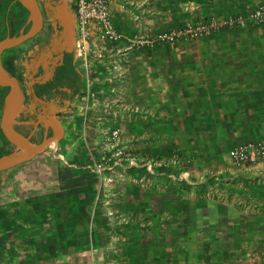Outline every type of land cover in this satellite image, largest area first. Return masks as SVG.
<instances>
[{
	"label": "rangeland",
	"instance_id": "rangeland-1",
	"mask_svg": "<svg viewBox=\"0 0 264 264\" xmlns=\"http://www.w3.org/2000/svg\"><path fill=\"white\" fill-rule=\"evenodd\" d=\"M154 1H164L149 10L158 14L156 19L144 22L137 15L139 24L132 32L120 31L153 35L190 22L219 20L202 36L224 28L245 35L243 48L258 46L264 59V20L223 24L239 15L247 18L264 0H246L249 6L236 10L226 3L221 17L197 15L192 4L197 0ZM175 1L182 4L181 13L169 8ZM197 37L124 53L117 103L90 102L85 108L82 97L76 115L55 126L64 136L0 173V264H69L63 262V250H71L70 264H264V164L262 169H237L226 149L194 151L191 144L183 149L185 139L157 135L155 125L148 136L144 120L127 119L131 59L143 50L152 55L155 49L180 40L189 44ZM260 94L264 107V90ZM6 97L0 90L1 112ZM85 111L87 118H82ZM113 128L118 129L117 143L110 139ZM71 192H78L79 201L69 208V201L55 199L56 210L51 209L54 194L62 198Z\"/></svg>",
	"mask_w": 264,
	"mask_h": 264
},
{
	"label": "crops",
	"instance_id": "crops-1",
	"mask_svg": "<svg viewBox=\"0 0 264 264\" xmlns=\"http://www.w3.org/2000/svg\"><path fill=\"white\" fill-rule=\"evenodd\" d=\"M108 3L117 29L132 32L139 24L137 15L144 22L156 19L158 14L149 10L159 3L163 6L164 1L108 0ZM194 3V11L200 16H224L226 3L231 10L249 6L246 0H197ZM170 5L169 8L182 12L180 2ZM231 33L224 28L192 39L189 44L180 40L174 46L155 49L152 55L150 50H143L141 57L135 55L128 75L127 119H133V123L139 118L144 120L143 133L148 136L155 125L157 135L181 137L188 141L183 149L191 144L194 151H228L239 142L260 139L264 132V107L260 105V93L264 90L263 50L251 42L253 48L244 49L240 39L245 35ZM251 40L260 41V38L251 35ZM99 75L97 80L102 77ZM101 85L104 88L105 80ZM116 113L118 111H114ZM263 164L264 160L254 167L262 169ZM76 193L62 198L54 194L49 202L51 209L56 210L55 199L69 201L70 208L74 201H79ZM85 199L87 201V197ZM78 233L81 236V232ZM52 239L58 242L57 238ZM69 243L67 247L71 249ZM86 243L83 241L82 245L86 247ZM71 255V250H63V262L66 263V259L70 264Z\"/></svg>",
	"mask_w": 264,
	"mask_h": 264
},
{
	"label": "flooded vegetation",
	"instance_id": "flooded-vegetation-1",
	"mask_svg": "<svg viewBox=\"0 0 264 264\" xmlns=\"http://www.w3.org/2000/svg\"><path fill=\"white\" fill-rule=\"evenodd\" d=\"M36 2L41 19L39 29L3 50L0 62L5 72L17 80L24 95L16 130L39 143L54 135H59L58 139L64 136L65 131L57 134L55 126L57 122L64 124L62 121L66 122L71 114L76 115L75 106L83 97L86 80L76 54L75 18L70 1ZM1 9V38L18 35L30 27L29 12L18 0H2ZM2 90L7 96L8 88Z\"/></svg>",
	"mask_w": 264,
	"mask_h": 264
},
{
	"label": "built area",
	"instance_id": "built-area-1",
	"mask_svg": "<svg viewBox=\"0 0 264 264\" xmlns=\"http://www.w3.org/2000/svg\"><path fill=\"white\" fill-rule=\"evenodd\" d=\"M69 1L74 7L76 54L79 66L85 73L86 88L83 95L85 108L90 102L98 105L100 103L115 104L120 100L117 83L119 79H122V76L118 70L124 53L160 42H173L179 37L202 36L210 33L211 26L217 25V21H219L190 22L184 24L181 29L174 28L153 35L140 32L125 34L115 26L109 11L108 0ZM244 19H252L256 23L263 21L264 4L256 7L247 15V18L239 15L234 19L230 18L227 21L225 19L223 24L225 26L226 24L233 25L234 22L242 25L245 22ZM100 66L104 67L105 73ZM98 71L99 74L104 73V88L101 85L102 81L99 85L97 83V78L100 76L97 74ZM84 118H87V113ZM117 138L118 129H111V142L117 143ZM227 155L231 165L237 169L257 165L264 160V137L258 140L239 142L228 149Z\"/></svg>",
	"mask_w": 264,
	"mask_h": 264
},
{
	"label": "water",
	"instance_id": "water-1",
	"mask_svg": "<svg viewBox=\"0 0 264 264\" xmlns=\"http://www.w3.org/2000/svg\"><path fill=\"white\" fill-rule=\"evenodd\" d=\"M29 12L30 27L18 35L0 38V55L6 48L16 45L33 35L40 27L41 19L36 0H18ZM65 20L67 13L63 11ZM72 31V30H71ZM70 31V33H72ZM0 88H8L9 92L4 101L2 109L1 130L9 147L7 154L0 156V173L11 170L19 164L31 159L34 155L44 149L51 141L60 137L44 138L35 143L29 140V136H23L16 130V125L24 107V95L16 79L10 77L0 62ZM55 137V138H54Z\"/></svg>",
	"mask_w": 264,
	"mask_h": 264
},
{
	"label": "trees",
	"instance_id": "trees-1",
	"mask_svg": "<svg viewBox=\"0 0 264 264\" xmlns=\"http://www.w3.org/2000/svg\"><path fill=\"white\" fill-rule=\"evenodd\" d=\"M1 2H2V0H0V8H1ZM73 7V6H72ZM73 11H74V7H73ZM2 12V10H0V13ZM1 15H2V13H1ZM1 18V17H0ZM1 21V20H0ZM250 28H251V26H250ZM0 90H2V88H0ZM0 114H1V107H0ZM27 131H23V134H25ZM8 151H9V147H8V145H7V142H6V140H5V138H4V135H3V133H2V130H1V126H0V156L1 155H4V154H6V153H8ZM71 243V242H70ZM72 244V243H71ZM145 264H157V263H151V262H147V263H145Z\"/></svg>",
	"mask_w": 264,
	"mask_h": 264
}]
</instances>
